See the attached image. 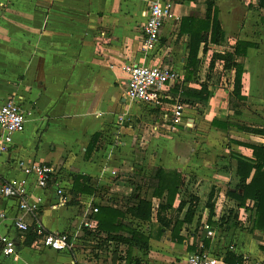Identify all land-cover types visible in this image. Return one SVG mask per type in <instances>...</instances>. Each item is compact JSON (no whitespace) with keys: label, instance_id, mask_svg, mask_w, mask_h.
I'll use <instances>...</instances> for the list:
<instances>
[{"label":"crops","instance_id":"0c3cea01","mask_svg":"<svg viewBox=\"0 0 264 264\" xmlns=\"http://www.w3.org/2000/svg\"><path fill=\"white\" fill-rule=\"evenodd\" d=\"M164 1L172 3V17L164 22L155 49L148 52L141 34L145 0H0V104L12 98L26 114L23 132L13 135L8 153L0 156V188L24 178L20 161L51 166L54 174L44 189L36 187L33 176L26 177L28 198H42L37 221L46 233L79 234L71 250L37 249L32 232L13 226L16 199L0 195V236L15 244L13 255L0 251V264H186L198 240L207 241L205 249L225 264L226 253L241 257L242 264H264V233H250L255 209H243L228 196L239 180L233 155L253 158L249 148L237 143H264V136L237 129L264 128V5L260 0ZM208 2H213L222 39L218 45L200 46L196 74L185 81L189 36L179 33L180 22L185 17L202 18ZM237 42L250 45L236 60L243 68L239 97L233 93V70L224 69L221 61L210 67L214 51L231 52ZM127 63L167 66L179 74L167 105L178 99L173 93L177 86L186 90L205 86L208 101L182 103L184 121L170 131L161 110L126 99L121 67ZM254 118H262V127L252 125ZM212 121L230 126H213ZM185 122L191 128H184ZM158 167L178 172L183 181L172 208L162 214L171 220L164 230L156 221L160 201L144 185ZM74 176L87 177L93 193L70 205ZM59 188L67 197L63 205ZM212 191L214 213L226 218L232 210L236 216L228 224L214 217L209 223L206 205ZM186 195L197 197L194 219L183 223L174 237L172 228L183 220L187 206L180 212L176 208ZM142 198L152 203L150 221L127 215L119 221L130 222L149 237L147 249L134 247L128 252L126 245L97 232L93 208L124 212ZM86 216L94 229L84 238L80 234ZM206 223L216 229L211 239L201 229ZM112 235L128 234L122 230ZM229 244L235 251L226 252Z\"/></svg>","mask_w":264,"mask_h":264},{"label":"trees","instance_id":"16d2710c","mask_svg":"<svg viewBox=\"0 0 264 264\" xmlns=\"http://www.w3.org/2000/svg\"><path fill=\"white\" fill-rule=\"evenodd\" d=\"M260 5H264L260 0ZM213 2H208L206 5V11L202 18L185 17L180 22L179 33L187 34L189 36L188 44V56L185 67L184 80L190 81L196 74L198 65V51L201 45L203 48L208 43L218 45L222 39V31L220 29L219 22L217 21L215 8L213 9ZM250 45L244 42H237L233 51L231 52H219L214 51L212 54L210 67L214 65L215 61H221L223 68L233 70L234 72V89L233 93L236 97H239L241 88V77L243 68L241 64L237 63V57H243L246 54V50ZM174 95L178 96V101L182 103L193 104H205L208 101L209 93L205 86H201L199 90L183 89L181 86H177L173 89ZM213 126H222L228 128L230 124L221 123L218 121H212ZM237 129L243 132H248L256 136H264V128L262 129H248L246 127L237 126ZM97 138L92 139L90 142V148L87 150L91 152ZM241 146L247 147L252 151V159L248 160L240 155H233L236 160V174L239 178L236 186V191L241 190V194L238 195L236 191L234 193H228V196L235 199L240 207H246V203L250 202L252 207L247 209L251 211L255 209L253 217V225L250 229V233L254 231L264 233V143L247 145L243 143H237ZM72 189L68 192L69 202L68 204L74 205L78 202L80 196L92 194L93 190L88 185V178L85 176L73 177ZM248 181V182H247ZM130 188L134 187V183H128ZM137 185V184H136ZM144 185L147 188L153 190V197L160 201L158 205V211L156 212V221L164 230L168 228L171 220L167 219L164 215L166 211L170 210L176 200L178 190L183 187V181L181 175L176 171H166L160 167L151 171L150 176L146 179ZM129 188V187H128ZM139 187V185L137 186ZM213 191L209 195L207 201V208L209 209V223L214 217V203ZM197 197L189 195V199L180 201L177 212H180L185 206L186 212L181 222H175L172 233L176 237L183 223L191 224L195 215V207L197 203ZM152 203L145 198L139 199L137 204L127 208L124 212L111 207L102 206L97 208L96 219L98 220L97 232L106 234L111 240L117 241L128 247V252L138 247L140 249H147L149 237L144 236L142 233L137 232L133 225L127 221H119L124 218L125 215L130 218L139 221H150L152 215ZM232 210L229 211V215L220 219V223L228 224L236 216L231 215ZM214 224V223H213ZM127 232V236L121 235L113 236L115 232L119 231ZM31 235V234H30ZM91 236V235H90ZM180 240V239H178ZM207 246V241L204 244V248ZM264 250V248H262ZM224 261L227 264H242L241 257H237L234 254L226 253ZM129 264V261L126 263Z\"/></svg>","mask_w":264,"mask_h":264},{"label":"built area","instance_id":"2783aa9c","mask_svg":"<svg viewBox=\"0 0 264 264\" xmlns=\"http://www.w3.org/2000/svg\"><path fill=\"white\" fill-rule=\"evenodd\" d=\"M145 1L147 8L141 34L143 48L149 52L157 46L164 22L172 17V3L164 0ZM121 70L126 76V99L148 109L161 110V114L167 120L169 130L175 131L176 127L184 121V105L178 99H174L171 105H167L166 100L170 98L169 89L180 81L179 74L172 68L162 65L147 66L127 63L121 67ZM167 106L168 109H164ZM118 120L119 123H122L123 117H119ZM25 123L26 114L18 102L8 98L0 104V156L8 153L13 135L23 132ZM183 126L184 128H191V124L188 122H185ZM18 167L24 178L12 180L0 188L2 197L15 198L17 201L18 215L13 221L14 228L21 232H32L35 235L33 246L37 249H50L58 252L71 250L74 242L79 238L78 232L74 235L59 232L46 233L37 221V213L42 204V198L38 196L30 200L27 195L26 177L33 176L36 187L44 189L53 177V168L48 165L22 161L18 163ZM56 192L60 196V204H65L67 197L64 191L59 188ZM247 206L252 207L248 203L243 209H247ZM92 212L96 213L97 208H93ZM214 214V219L220 223L222 214L217 215L216 211ZM27 219H30L31 223H28ZM241 220L239 222L243 221ZM93 225V221L86 216L82 222L80 236L85 238V233L94 229ZM201 229L205 238L211 239L215 236L216 229L207 223ZM198 241L194 252L187 257L186 264H225L222 257L212 255L204 248L203 241ZM14 247L13 239L8 236H0V251L4 256L13 255ZM225 250L226 252L235 251V245L229 244ZM71 264L77 263L72 261Z\"/></svg>","mask_w":264,"mask_h":264},{"label":"rangeland","instance_id":"374dc122","mask_svg":"<svg viewBox=\"0 0 264 264\" xmlns=\"http://www.w3.org/2000/svg\"><path fill=\"white\" fill-rule=\"evenodd\" d=\"M206 70V69H205ZM204 70V71H205ZM212 74H214V73H212ZM253 107H255V108H257V105H253ZM258 107H260L259 105H258ZM254 111H253V114H255V115H259L258 113L260 112V111H258L257 109H253ZM253 121H254V124H252L253 126H260V127H262V118H259V119H257V118H254L253 119ZM217 141V139H215V142ZM211 143H213V142H211ZM213 145V144H212ZM217 145V144H216ZM220 145V144H219ZM217 157V156H216ZM187 196V195H186ZM185 196V199H189V196H187L186 197Z\"/></svg>","mask_w":264,"mask_h":264}]
</instances>
